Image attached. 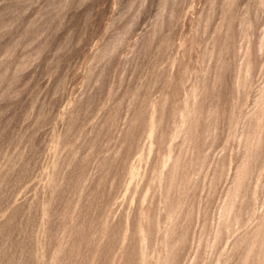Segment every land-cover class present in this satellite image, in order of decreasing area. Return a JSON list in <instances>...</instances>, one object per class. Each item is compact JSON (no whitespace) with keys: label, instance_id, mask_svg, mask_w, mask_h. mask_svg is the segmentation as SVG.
Here are the masks:
<instances>
[{"label":"rangeland","instance_id":"obj_1","mask_svg":"<svg viewBox=\"0 0 264 264\" xmlns=\"http://www.w3.org/2000/svg\"><path fill=\"white\" fill-rule=\"evenodd\" d=\"M0 264H264V0H0Z\"/></svg>","mask_w":264,"mask_h":264}]
</instances>
